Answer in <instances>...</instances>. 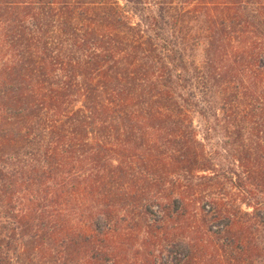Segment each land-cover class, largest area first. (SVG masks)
Wrapping results in <instances>:
<instances>
[{"label": "trees", "instance_id": "obj_1", "mask_svg": "<svg viewBox=\"0 0 264 264\" xmlns=\"http://www.w3.org/2000/svg\"><path fill=\"white\" fill-rule=\"evenodd\" d=\"M156 1L0 0V264H264V0Z\"/></svg>", "mask_w": 264, "mask_h": 264}, {"label": "rangeland", "instance_id": "obj_2", "mask_svg": "<svg viewBox=\"0 0 264 264\" xmlns=\"http://www.w3.org/2000/svg\"><path fill=\"white\" fill-rule=\"evenodd\" d=\"M130 1L133 4L129 3ZM162 0H157L156 2H161ZM119 4L122 7H125L129 14L128 22L131 24H140V16L137 11H134L133 8L138 7L139 0H118ZM176 2V1H175ZM205 18L202 15L192 14L185 16L184 22L176 30L174 34L175 43L178 44L180 48L183 49L184 55L187 60L193 62L195 65L200 66L202 62V57L204 54V36H205ZM3 32L1 33V38L3 39ZM214 103L215 99L212 98ZM220 103L218 104V106ZM193 121L195 127L198 129L200 134V125L198 123V118L193 116ZM3 222H1L2 224ZM0 224V225H1ZM264 238V236H263Z\"/></svg>", "mask_w": 264, "mask_h": 264}]
</instances>
